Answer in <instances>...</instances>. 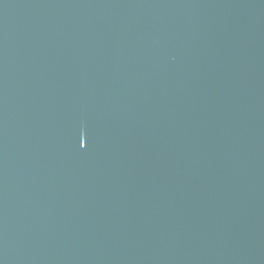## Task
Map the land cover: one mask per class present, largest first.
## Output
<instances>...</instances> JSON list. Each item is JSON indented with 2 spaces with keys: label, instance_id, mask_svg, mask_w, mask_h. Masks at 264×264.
<instances>
[{
  "label": "water",
  "instance_id": "obj_1",
  "mask_svg": "<svg viewBox=\"0 0 264 264\" xmlns=\"http://www.w3.org/2000/svg\"><path fill=\"white\" fill-rule=\"evenodd\" d=\"M0 264H264V0H0Z\"/></svg>",
  "mask_w": 264,
  "mask_h": 264
}]
</instances>
